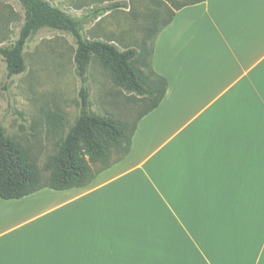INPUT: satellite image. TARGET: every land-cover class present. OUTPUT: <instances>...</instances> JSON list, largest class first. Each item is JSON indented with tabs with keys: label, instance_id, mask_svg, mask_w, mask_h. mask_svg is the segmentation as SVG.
<instances>
[{
	"label": "crops",
	"instance_id": "0c3cea01",
	"mask_svg": "<svg viewBox=\"0 0 264 264\" xmlns=\"http://www.w3.org/2000/svg\"><path fill=\"white\" fill-rule=\"evenodd\" d=\"M151 66L168 88L122 161L0 197V264H264V0L176 10Z\"/></svg>",
	"mask_w": 264,
	"mask_h": 264
},
{
	"label": "rangeland",
	"instance_id": "374dc122",
	"mask_svg": "<svg viewBox=\"0 0 264 264\" xmlns=\"http://www.w3.org/2000/svg\"><path fill=\"white\" fill-rule=\"evenodd\" d=\"M79 22L82 35L103 40L120 50L147 48L146 62L155 34L170 20L185 0H44ZM113 5L109 11L98 12ZM25 9L18 0H0V48L12 46L25 23ZM76 38L69 32L50 28L38 30L27 43L25 73L8 77L0 55V124L6 135L22 147L37 165L44 182L50 156L75 125L81 112L80 89L86 87L90 112L110 114L132 126L151 102L118 87L109 73L93 59L86 81L79 78ZM150 74L147 66L140 65ZM120 155L114 153L113 160ZM50 204L51 201H46ZM51 218V217H50Z\"/></svg>",
	"mask_w": 264,
	"mask_h": 264
},
{
	"label": "trees",
	"instance_id": "16d2710c",
	"mask_svg": "<svg viewBox=\"0 0 264 264\" xmlns=\"http://www.w3.org/2000/svg\"><path fill=\"white\" fill-rule=\"evenodd\" d=\"M18 1L25 9V23L16 42L10 47L0 48V55L7 64L9 78L26 72L24 53L34 33L42 28L63 30L76 38L77 50L74 59L82 84L86 81L91 62L96 58L101 68L109 73L114 84L127 93L148 99L151 105L132 126L129 122L110 114H92L88 91L82 85L79 118L59 143L56 154L48 158L46 170L51 172V175L47 183L27 152L6 135L4 127L0 124V197L4 200L21 199L45 188L57 191L85 188L91 185L101 172L122 161L130 153L138 122L160 105L168 88L167 80L154 73L151 59L158 33L170 24L175 15L174 12L170 20L155 34L149 53L150 61L147 63L145 46L139 51H122L111 42L89 40L82 35L78 21L49 2ZM205 1L185 0L176 10ZM118 6L121 5H113L98 12L109 11ZM140 65L147 66L150 74L145 73ZM115 152L120 156L113 160Z\"/></svg>",
	"mask_w": 264,
	"mask_h": 264
}]
</instances>
